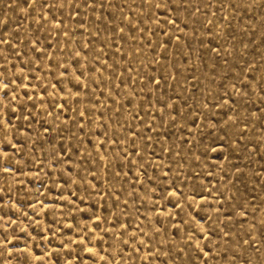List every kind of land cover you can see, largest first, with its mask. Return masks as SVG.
Returning a JSON list of instances; mask_svg holds the SVG:
<instances>
[{"label": "rangeland", "instance_id": "374dc122", "mask_svg": "<svg viewBox=\"0 0 264 264\" xmlns=\"http://www.w3.org/2000/svg\"><path fill=\"white\" fill-rule=\"evenodd\" d=\"M0 264H264V0H0Z\"/></svg>", "mask_w": 264, "mask_h": 264}]
</instances>
